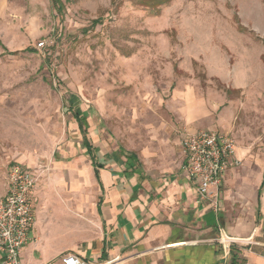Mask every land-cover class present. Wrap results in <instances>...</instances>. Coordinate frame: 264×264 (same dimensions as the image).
<instances>
[{"label":"rangeland","instance_id":"374dc122","mask_svg":"<svg viewBox=\"0 0 264 264\" xmlns=\"http://www.w3.org/2000/svg\"><path fill=\"white\" fill-rule=\"evenodd\" d=\"M60 1L0 0V191L15 161L37 167L36 191L67 188L55 160L85 155L70 107L112 150L143 144L145 125L179 127L185 94L215 121L234 103L235 137L264 151V0ZM52 212V227L73 222Z\"/></svg>","mask_w":264,"mask_h":264},{"label":"crops","instance_id":"0c3cea01","mask_svg":"<svg viewBox=\"0 0 264 264\" xmlns=\"http://www.w3.org/2000/svg\"><path fill=\"white\" fill-rule=\"evenodd\" d=\"M181 99L179 127L145 125L143 144L112 150L91 143L84 113L70 107L85 155L55 160L53 181L61 180L62 167L71 172L64 191L35 189V226L22 264H64L67 255L86 264H264V151L249 135L235 137L234 103L218 122L207 119L196 96ZM200 130L229 134L237 143L238 164L226 171L218 207L215 199L198 202V181L182 170V141ZM171 138L174 153H168ZM7 190L8 182L0 200ZM60 209L73 222L52 227L46 217ZM222 233L236 239L228 249L217 241Z\"/></svg>","mask_w":264,"mask_h":264},{"label":"built area","instance_id":"2783aa9c","mask_svg":"<svg viewBox=\"0 0 264 264\" xmlns=\"http://www.w3.org/2000/svg\"><path fill=\"white\" fill-rule=\"evenodd\" d=\"M184 163L182 170L198 181V202L215 199L218 207L220 188L228 167L238 164L236 142L218 131L200 130L187 134L182 141ZM40 174H33L25 165L13 163L8 171V190L0 200V257L3 264H22V252L30 242L35 226L33 194ZM230 248L236 239L221 234L217 240ZM64 264H86L79 257L67 255Z\"/></svg>","mask_w":264,"mask_h":264},{"label":"trees","instance_id":"16d2710c","mask_svg":"<svg viewBox=\"0 0 264 264\" xmlns=\"http://www.w3.org/2000/svg\"><path fill=\"white\" fill-rule=\"evenodd\" d=\"M52 3H53L58 9H60L61 6H62L60 0H52Z\"/></svg>","mask_w":264,"mask_h":264}]
</instances>
